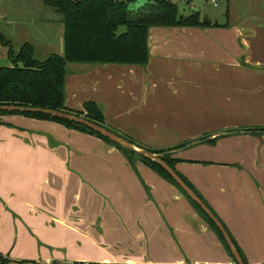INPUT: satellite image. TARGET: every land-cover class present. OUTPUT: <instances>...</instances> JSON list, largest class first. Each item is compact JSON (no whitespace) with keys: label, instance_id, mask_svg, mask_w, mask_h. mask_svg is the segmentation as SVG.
Returning a JSON list of instances; mask_svg holds the SVG:
<instances>
[{"label":"crops","instance_id":"0c3cea01","mask_svg":"<svg viewBox=\"0 0 264 264\" xmlns=\"http://www.w3.org/2000/svg\"><path fill=\"white\" fill-rule=\"evenodd\" d=\"M220 3L206 27L151 28L146 67L68 64L66 108L94 102L121 138L172 152L244 261L264 264V0ZM0 35L15 52L33 45L36 60L64 55L62 17L42 0H0ZM11 66L0 43V68ZM19 235L25 255L16 254ZM0 258L236 264L184 194L142 161L22 115L0 116Z\"/></svg>","mask_w":264,"mask_h":264},{"label":"trees","instance_id":"16d2710c","mask_svg":"<svg viewBox=\"0 0 264 264\" xmlns=\"http://www.w3.org/2000/svg\"><path fill=\"white\" fill-rule=\"evenodd\" d=\"M42 1L47 7L55 10L62 17L64 55L54 54L47 60L40 62L35 59L33 45L25 44L19 52H15L13 44L6 37L0 35V43L9 49V59L12 63L11 67L0 68V106H25L68 113L85 118L111 132L113 131L107 127L103 110L98 104L87 102L81 111H70L66 108L67 65L87 64L103 66L115 64L146 67L150 60L149 31L151 28L206 27V24L201 22L198 12L189 16L181 15L178 6L169 0ZM139 2H145V5L141 8L132 9V6ZM122 28L125 30L120 32ZM5 115H22L32 119L52 121L66 128L96 136L115 146L131 161L139 159L184 194L196 211L217 233L225 249L234 259L223 235L213 221L157 163L125 150L85 126L70 121L52 118L43 114L0 112V116ZM150 152L162 154L166 151ZM163 161L176 172L175 164L180 162V160H174L169 155L164 157ZM177 175L213 212L191 184L178 173ZM214 215L220 221L215 213ZM231 240L238 250L243 263L247 264L239 247L232 238ZM0 262L1 264H7L2 258H0Z\"/></svg>","mask_w":264,"mask_h":264},{"label":"water","instance_id":"95a60500","mask_svg":"<svg viewBox=\"0 0 264 264\" xmlns=\"http://www.w3.org/2000/svg\"><path fill=\"white\" fill-rule=\"evenodd\" d=\"M207 25L210 24L209 21L205 22ZM0 112H8V113H33V114H43L46 116H50L52 118H57L60 120H65V121H70L82 126H85L86 128L100 134L104 138L109 139L113 143L119 145L125 150L131 151L133 153H136L137 155L146 158L148 160H151L158 165H160L170 176L171 178L175 181L177 185L180 186V188L186 193V195L193 200L195 204H197L201 210L213 221V223L217 226L221 234L223 235L227 245L229 246L232 255L234 256V259L237 264H244L238 250L234 246L233 241L231 240L228 232L222 225V223L216 218L214 213L205 205V203L192 191L186 183L177 175V173L171 169V167L166 164L163 161V158L166 156H169L172 154V152H165L162 154H154L148 150L138 148L137 146L131 144L127 140L119 137L115 133L109 131L108 129L101 127L85 118L71 115L68 113H63L55 110H50V109H41V108H34V107H25V106H0ZM202 143V142H199ZM196 143V144H199Z\"/></svg>","mask_w":264,"mask_h":264},{"label":"rangeland","instance_id":"374dc122","mask_svg":"<svg viewBox=\"0 0 264 264\" xmlns=\"http://www.w3.org/2000/svg\"><path fill=\"white\" fill-rule=\"evenodd\" d=\"M175 1V3L177 4L179 11L181 13V15L187 16L191 13H196L199 12L200 13V17H201V21L205 22L207 20H210L212 22H216L218 20V14L219 12H222L225 9V4L224 3H220L218 7H214L213 4H211V2L209 0H173ZM223 1V0H222ZM138 3L133 5L132 7H137ZM125 29L122 28L120 30V32H123ZM37 59L40 62H43L45 59V57H37ZM70 70V68H69ZM20 232H22L20 230ZM24 238L23 236L19 235V238L17 240V244H16V254L18 255H25L29 252V247L24 243ZM118 252L120 254H125L127 255V249H123L121 247L118 248ZM22 263H27V262H22ZM35 264V263H33ZM60 264V263H58ZM77 264V263H76Z\"/></svg>","mask_w":264,"mask_h":264},{"label":"built area","instance_id":"2783aa9c","mask_svg":"<svg viewBox=\"0 0 264 264\" xmlns=\"http://www.w3.org/2000/svg\"><path fill=\"white\" fill-rule=\"evenodd\" d=\"M210 2H211V4H213L214 5V7H218V5H219V2L220 1H222V0H209Z\"/></svg>","mask_w":264,"mask_h":264}]
</instances>
